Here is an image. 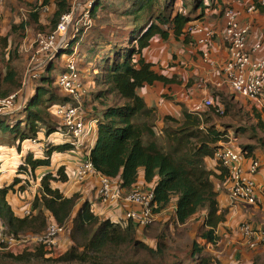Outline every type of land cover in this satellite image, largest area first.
I'll list each match as a JSON object with an SVG mask.
<instances>
[{
  "label": "trees",
  "instance_id": "obj_1",
  "mask_svg": "<svg viewBox=\"0 0 264 264\" xmlns=\"http://www.w3.org/2000/svg\"><path fill=\"white\" fill-rule=\"evenodd\" d=\"M109 1L93 0L89 17L98 21V27L106 28L111 25V15L128 19L130 26L122 31V37L126 40L134 35L133 44L127 47L119 40H111L109 45H105L97 38L93 45L102 46L101 50L95 53L91 48L92 54L89 57L93 60L90 65L93 70L92 80L96 87L103 89H97L93 96L102 107L101 110L97 111L96 108V112L91 115L86 114L85 105L83 107L84 114L99 121L97 139L89 160L97 174L126 193L140 184L143 172V187L152 190L155 195V212L161 214L172 203L176 209H173V216H169L167 222L158 220L144 229L126 220V205L123 203L117 205L123 213V220L115 221L111 216H101L89 201L78 205L81 198L79 194L66 196L62 189L55 186L70 181V173L63 165L55 173L48 171L41 175L40 188L33 199L31 211L28 215H18L8 199L9 194L27 193L30 181L37 180L36 172L52 167L55 154L73 153L76 149L72 136L62 142L49 141L44 144L42 156L30 152L19 163L18 174L23 176L16 177L11 184L1 182L0 159V236H41L52 224H67L68 247L53 259L47 258V251L50 254L57 249L46 243H36L41 247L34 250L27 247L13 250L0 243V264H3V260L22 264L40 257L57 264H222L206 250V246L217 242L215 230L225 221L227 214L226 210L220 209L213 179L227 184L229 169L217 161L216 155L222 149V144L231 141L234 142V149L245 159L251 158L254 161L256 159L252 149L258 146L263 150L264 140L255 137L253 139L256 142L249 137L248 140L253 143L238 146L237 140L248 135L249 130L256 131L257 127L248 129L239 126L235 134H230L228 125H220L215 120L216 115L225 116L229 110L215 100V106L201 114L190 112L184 104L178 103L180 118L165 116L160 128L157 126V110L148 106L139 91L158 83L164 86L179 84L177 76L168 78L159 74L154 64L144 58L145 51L156 40L169 42L172 39H184L185 43L190 42L187 26L198 19L203 20L205 10L212 8L215 1L218 2L216 8H225V1L228 0H117L113 5ZM71 2L42 0L40 7L52 8L50 33L56 30L62 16L72 11ZM32 7L39 6L35 4ZM39 20L40 13L30 14L31 22L38 24ZM20 24H11V30L6 35H2L0 26V101L19 93L23 87V63L18 70L14 64L20 59V48L15 43L13 54L7 52L13 44L14 34L22 30L24 37L25 25ZM98 27L90 28L97 30ZM39 28L42 33H48L42 26ZM76 28L72 35L78 34L73 38L72 46L86 29L79 26ZM72 46L67 54L72 52ZM53 61L48 62L45 72L54 68ZM33 83L35 87L29 98L20 100L18 95L16 104L21 106L13 114L0 117V132L13 137L12 146L17 151L24 141L36 140L40 133L45 132V135L50 136L55 132H65L63 126L59 122L57 124L52 112L55 105L65 104L71 98L58 95L59 87L49 74L42 72ZM113 95L118 96L122 103L110 105L109 97ZM220 106L224 108V115L217 113ZM260 127L264 131V124H260ZM208 160L216 162L220 175L208 169ZM16 186H19L17 190ZM98 187L95 198L101 202L97 196ZM204 210L207 211V217L202 233L199 238L189 240L182 229ZM148 239L153 241V245L147 243Z\"/></svg>",
  "mask_w": 264,
  "mask_h": 264
},
{
  "label": "crops",
  "instance_id": "obj_2",
  "mask_svg": "<svg viewBox=\"0 0 264 264\" xmlns=\"http://www.w3.org/2000/svg\"><path fill=\"white\" fill-rule=\"evenodd\" d=\"M8 1L9 2L6 4V0H5L4 7H2L0 3V14L3 9L9 7L5 16L6 17H9L11 15L18 16L19 13L22 11V7H25L27 8L26 19H27V14L30 13V9L35 8L32 7L34 3H37L39 7L42 4V0H8ZM247 1L248 4L252 2V0H228L225 1V3L227 7H231L241 13L243 22H245L246 20L250 22L252 31H251V36L249 38L250 39L249 43L251 44L253 42L261 41L264 44V7L258 10L257 12H255L253 15L247 17L246 16ZM47 7L51 8V6H46L44 8L40 7V9L41 8L45 9ZM208 15L209 16L211 15V17L214 18L215 21H213V25H217V23L220 24L221 18H219L218 8L212 7L211 10L206 9L205 15L204 17H202L204 22H200L201 19L200 20L198 19L190 23L186 28L187 32L190 29L195 30L192 33H188L191 37L190 42L185 43L184 39L180 41H176L175 39H172L169 42L155 41L153 45L149 49H147L144 53V58H146V61L153 63L155 66V70L159 74L165 75L168 78H173L174 76H177V81L179 82V84H173L167 86L158 83L154 86H146L145 88L139 91V94L142 95L148 106L155 108L157 110L158 127L163 125L162 119L165 116H172L178 119L180 118L181 109L178 106V103L184 104L190 110V112H192L195 105L203 102V100L205 99H209V98L212 99L209 91V87L210 86L220 87V83L216 81L217 75H222V79L224 83L227 84V86L230 89V86L226 81V76L223 73V69H222L229 57L228 48L223 40L224 19L222 17V26L217 25L216 28L218 30H215L213 25L205 24V21L208 20L207 18ZM196 16L198 18L200 16V12ZM43 17L44 16L42 13L38 23H44ZM3 23L4 21L2 22V26L0 25L2 29V33L4 30L10 32L11 25L9 26L10 29L7 30L3 27ZM24 23H25L24 25H25L26 33L29 28L35 31V29L31 27V25H27L26 22ZM16 24L18 25L19 23ZM210 33L211 34L214 33V37L216 35L218 38L217 37L215 38L213 44H212L213 42L212 40L211 42L212 48L210 50L209 56L205 57L203 55V50L200 45V40L206 38L207 35ZM6 34L3 33L2 35H6ZM173 45H177V46L173 47ZM260 56L264 57V49L260 53ZM186 62L191 66L190 68L191 76L187 75L183 77L180 74L182 72L181 65L185 64ZM192 81H195L194 85H192ZM190 86L191 88L187 89ZM231 93L235 95L232 92V90ZM235 97L239 99V96H235ZM97 133H98V128H97ZM97 133L96 136H91L89 140H87L85 146L78 148H76L75 146L76 149L74 150L73 153L55 154L52 160V167L47 170L39 169L36 172L37 180L30 181L29 184L31 188L30 192L26 191L27 193H22V192L19 193L15 192L14 194L10 193L8 199H10V203L14 211L18 215H22V214L26 215L27 214L26 212H30L33 199L40 188L39 186L40 178H41L40 173L45 174L46 171L55 173L60 166L64 165L67 167V171L70 173L71 176L70 181L67 182L66 184H55L56 187L62 189L66 196L79 194L81 198L78 205L84 204L86 203V201H89L96 208L99 215L111 216L112 219L115 221L123 220L124 218L123 213L121 212V209L118 206H112V205L107 206L102 202H99V200L97 201V199L95 198L96 197L95 190L99 185L98 182L99 179L97 180V178L91 177L87 179L86 182L84 181L81 183H76L74 179L76 174V169L81 164L82 157L84 156V154L87 155L91 153L95 145V141L97 139ZM55 134L57 135L59 134L63 138H57L58 136H56ZM68 139L69 138L67 137L66 134L55 132L54 134L47 136L45 135V132H43L40 133L39 137L36 140L24 141L21 144V148L19 151H17L14 146L10 147L8 155L6 157H2L3 159L0 158L2 160L1 182L6 184H11L16 177L23 176L21 174H18L17 167L19 163L25 159L28 153L33 152L36 156L40 157L42 156V153L44 151V144H46L47 142L49 141L62 142ZM25 142L29 143L28 147L24 145ZM252 152L254 158L258 160L260 164L258 172L253 176V179L256 182L258 189V200L255 205H248L240 202L230 201L228 195H226L225 191L222 189L221 185L224 183L219 179L216 178L213 179V182L215 184V191L218 194L217 200L220 209L227 211L225 221L220 223L215 230V236L218 238V241L220 240V238H222L223 240L225 241L227 240L229 243H231L232 246H235V248L241 247V249H244L243 256H248L250 254L249 252H245L247 248L245 246L246 244L243 241L241 234L240 235L238 234L240 225L250 224L254 230H258L260 232V230L263 229L264 231V149L262 150L261 147L257 146L252 149ZM252 161L253 160H251V158L244 159L243 161L244 169H247ZM207 166L210 171H213L217 175L218 174L220 175V173H218L216 162L214 160H208ZM139 183L140 184L145 183L143 172H141V178L139 180ZM18 187L19 186H16L15 189L17 190ZM21 196L26 197L27 200ZM18 198H21V200ZM173 209H176L174 203H172L167 210L163 211L161 214L158 215V220H163L164 222H167L170 219V217L173 216L172 213ZM206 217H207V211L204 210L198 213L194 218H192V221L194 219L199 218L202 224L201 226L204 227L203 223ZM147 243L153 245V241L150 242L149 239L147 240ZM62 245L63 244L61 243V246Z\"/></svg>",
  "mask_w": 264,
  "mask_h": 264
},
{
  "label": "built area",
  "instance_id": "obj_3",
  "mask_svg": "<svg viewBox=\"0 0 264 264\" xmlns=\"http://www.w3.org/2000/svg\"><path fill=\"white\" fill-rule=\"evenodd\" d=\"M92 1L91 3H93ZM90 7L85 12L88 17ZM263 7L264 0H252L247 6L246 16L253 15ZM72 14H74V7L70 13L62 16L56 30L50 34L51 36L42 40V45L49 46L58 41L62 34H66L67 43L69 39H72L68 45L63 46L59 51L49 50L46 57L41 55L43 57L41 63L47 61L43 65V69L46 68L49 61L71 48L73 38L78 34L77 32L72 35L74 28L77 26L75 25L71 28L74 24ZM223 19V40L229 53L228 60L222 68L226 76V81L235 96L247 98L255 105L264 108V57L260 56V53L264 49V44L261 41L249 43L252 31L251 24L247 20L243 22L242 16L235 9L231 7L226 8L223 13ZM90 27L86 26V28ZM76 30L78 29L76 28ZM193 31L195 30L190 29L188 33H192ZM213 37L214 33H210L206 38L200 40L205 57L209 56L210 42ZM39 53L42 54L43 49ZM73 53L74 51L72 50L70 54H67V56H71L68 57V60L66 57V67L57 78V84L59 89L68 98H72L75 103L71 99V101L65 104H57L54 106L53 114L60 120L61 125L65 129L64 134L72 136L75 140L74 144L78 148L85 146L91 136H96L99 121L96 118H91L84 114L82 103V93L84 91L82 86V72L77 58H75V55H72ZM41 74L42 72L39 73V70L32 69L29 73L28 83L38 79ZM23 88L25 87L23 86ZM21 91L0 101V116L10 112L17 105L16 97L20 95ZM3 101L8 105L5 103L2 104ZM214 104L213 98L205 99L203 102L195 105L192 112L196 114L204 113L206 109L215 106ZM7 109L9 110L4 112ZM217 113L224 115V108L220 106L217 109ZM157 130L161 133L159 129ZM221 147L222 149L217 153L216 159L229 169V181L227 183L226 193L230 201L255 205L258 200V189L253 176L259 170V162L254 160L247 169H244L243 161L245 158L240 152L234 149L231 141L222 144ZM89 155L84 154L81 159V164L76 169L74 178L76 183L84 182L91 177H97L99 179L97 196L101 202L107 206L119 205L121 203L125 204L126 210L124 211V216L126 220L132 221L140 229L147 228L158 220L159 214L155 212V195L152 190H147L142 184H138L129 192H124L121 188L112 184L110 180L94 171L89 160ZM26 213L27 215L29 214V212ZM67 229V224L63 226L52 224L48 227L47 232L41 236L20 235L17 238L0 236V243L6 244L9 249H13L16 246H21V243L27 242L28 239H31L36 243H46L48 246L55 248L58 244V237L65 235ZM240 230L244 242L245 240L263 241L264 239L262 232H254L249 225H243ZM249 247L255 248V244H249Z\"/></svg>",
  "mask_w": 264,
  "mask_h": 264
},
{
  "label": "rangeland",
  "instance_id": "obj_4",
  "mask_svg": "<svg viewBox=\"0 0 264 264\" xmlns=\"http://www.w3.org/2000/svg\"><path fill=\"white\" fill-rule=\"evenodd\" d=\"M91 1L92 0H72V2L70 4L73 5V7H74V14H72V17H74V24L71 26V28L74 27L75 25L79 26L80 28H85L86 26H97L98 27V25H99L98 21L92 20L90 17H88L85 14L87 8L93 4V3H91ZM8 2L9 1L6 0V4ZM4 3H5V0H3L1 3L2 7L5 6ZM109 3L111 5H113L114 3H117V0H110ZM35 4H37V3H34L33 5H35ZM216 4H218L217 1H215V3L211 7H213V8L216 7L217 6ZM241 5H243V4H241ZM248 5L249 4L247 1L246 7ZM109 8H110V6H109ZM226 8H228V7L226 6L225 8L224 7L218 8L219 18H221L220 19L221 22H220V24L217 23V25L222 26V17H223L224 10ZM8 9H9V7H6L5 9L2 10V12L0 14V17H1L0 25L2 26V22L4 21L3 27L5 29L9 30L10 29L9 26L13 23L25 24L23 22H26L27 25H31V27L35 29V31H33L31 28H29L27 33L25 30L24 37H23L22 30L18 31L17 34H14L12 37V41H13L12 43L13 44L7 51L9 54H11V53L13 54L15 43L20 48V59L18 61H15L14 64L18 70L19 66H21L22 63H24V67H23L24 74H23V78H22V83H23V86L25 88L22 89V91L19 95L20 100H23V98L24 99H26L27 97L29 98V95L31 94V92L33 91V88L35 87L33 82L28 83L29 73L32 71V69L39 70V73L43 72V73L49 74V76H52L56 80L55 85L56 86L58 85L57 84V78L60 76L63 69L66 67V57L68 60V57L71 55L67 56V53L63 52L60 56H57L53 61L54 62V68L50 71H47V72L44 71L45 68L43 69V65L46 64L47 61H45V62L43 61L44 63H41L42 62L41 60L43 59V57H41V55H44L46 57L49 53L48 52L49 50L59 51L63 46L68 45V43L72 39H69V41L67 43L66 34H62L60 39L58 41L54 42L52 45H49V46L42 45V40H45L46 38L51 36L50 35L51 34L50 33L51 28H50V23H49V21L51 19V14H50L51 8L47 7L45 9H42V8L40 9V7H35L34 9H30V13L27 14V19H26L27 8L22 7V11L19 13L18 16L11 15L9 17H6L5 15H6ZM211 9L212 8H209V10H211ZM187 10L189 11V9H187ZM36 12L40 13V16L43 13L44 23L34 24L33 22L30 21V14H33ZM99 12H101V11H99ZM208 12H210V11H208ZM237 12L241 15V13L239 11H237ZM21 14H23V15H21ZM100 14L101 13H99L98 15H100ZM207 18H208V20L205 21V24L206 25H208V24L213 25V21H215L214 18L211 17V15L210 16L208 15ZM200 22H204V21L201 20ZM22 24H20L19 26H21ZM217 25H213L215 30H218L216 28ZM40 26L45 28V32H48V33H42L41 29L39 28ZM129 26H130V24L128 22V19L116 16V15H111V25L109 27L106 28L104 26H101V27H98L97 30H92L91 28L84 29L83 34L79 38V41L75 42L72 46V49L74 51V53L72 55H75V58H77V62L79 64V67H80L81 72H82V86L84 89V91L82 93V103H83V107L85 105L86 114L93 115V113L96 112V108H97V111L101 110L100 108H102L101 106L98 105V102L94 99L93 96H94V94H96L95 91L97 89L101 90V88L103 89V87H98V86L96 87L93 80H92V73L91 72L93 70L90 67V65L93 64L92 63L93 60H92V58L89 57V54L90 55L92 54L91 48L96 53L97 51L101 50L102 46H100V45L95 46V45H93V43L96 41L97 38H98L99 42L103 41L105 43V45H107V44L109 45L111 43V40H113V41L119 40L122 42V44L125 43V45L127 47H130L133 44V36L134 35L131 37V39H126V40H124L122 37V35H123L122 31L129 29ZM8 32L5 30L3 31L4 34H6V33L9 34ZM216 37L217 36L215 35V37H213L211 39V42L213 40L212 44L214 43ZM156 41L159 42L160 40H156ZM211 42H210V44H211ZM81 44H82V46H80ZM212 44L209 47V51L212 48ZM176 46L177 45H173V47H176ZM41 49H43L42 54L39 53V51ZM2 52L4 53L5 51H2ZM170 53H171V50H170ZM2 55H3L2 58L4 61V54H2ZM188 65L189 64H187V62L185 64L181 65L182 72L180 74L183 77L187 76V75L191 76V73H190L191 66L190 65L188 66ZM88 77H90V81L88 80ZM216 81L218 83H220V87H216V86H214V87L210 86L209 87L211 97L216 102L223 105L224 107L226 106L227 109L229 110V113H227L225 116L216 115L215 120H218L220 125H222V124L228 125L227 128H230L229 129L230 134H235V131H236L235 129L239 126H245L248 129L251 128L252 126L257 127L256 131L249 130L248 135L243 136V138L240 140H237L238 146H241V145L247 144V143H253V141L248 140L249 137H251L252 139L255 137H258V138H261L264 140V131H263L262 127H260V124H264V108L256 106L251 101H249L247 98L239 97V99H237L235 97V95H233L231 93V90H230L231 88L229 89L227 84L224 83V81L222 79V75H217ZM194 84H195V81H192V85H194ZM175 86H177V85H175ZM190 88H191V86L188 87L187 89H190ZM194 91H196V90H194ZM57 93L61 97L66 96L65 93H63L60 89L57 90ZM72 101H73V99H72ZM3 103H5V101H3L2 104ZM121 103H122V101L118 96L113 95V96L109 97V104L110 105H119ZM224 103L226 105H224ZM5 104H7V103H5ZM20 106L21 105L17 104L10 112H8L4 115L13 114L15 112L14 110L16 108H19ZM8 110L9 109L5 110L4 112H6ZM206 110H205V112H206ZM52 114H53V112H52ZM1 116H3V115H1ZM258 116H261V117L259 118ZM53 117L55 118L57 124L59 122V124L61 125L60 120L57 117H55L54 114H53ZM261 120H263V123ZM8 122H9V120H8ZM55 135L58 136L57 138H63L59 134L58 135L55 134ZM67 137L69 138L70 136L67 135ZM254 141H256V140H254ZM0 143L2 144V146L0 147V158L6 157L8 155L9 148L13 145V137L10 136L9 134H2L0 132ZM222 143H224V142H222ZM232 144L234 145V142ZM24 145L26 147H28L29 143L25 142ZM40 175H43V174L40 173ZM225 184L226 183L222 184L221 186H222V189L226 193L227 184L226 185ZM30 191H31V188L29 186L28 192H30ZM226 195H227V193H226ZM21 197H24V196H21ZM18 199L21 200V198H18ZM24 199L27 200L26 197H24ZM113 206H117V205H113ZM191 221L189 222V224L187 226H185L182 229L184 232H186V235L189 238V240L199 238L200 234L202 233V229H203V227L201 226L202 224H201L199 218L194 219L192 222ZM1 225H2V223L0 221V230L2 228ZM243 225H249L250 228H252V226L250 224H243ZM243 225H240L239 233H238L239 235L241 234L240 229ZM252 230L254 232H259L258 230H254L253 228H252ZM260 232H262V234L264 235L263 229L260 230ZM57 242H58L57 246L55 248L53 247L54 249H57V250L52 249L54 251H52L53 253H50V254H48V251H47V255H46L47 258H53L54 259V257L59 256L61 253H63L67 249L69 241L67 240L66 234L58 237ZM61 243L63 244L62 246H61ZM245 243H246L245 246L247 247L245 252H249V254H250L248 256H243L244 249H241V247L235 248V246H232L231 243H229L227 240L226 241L223 240L222 238H220L219 241L217 240V242L215 244H211L210 246L209 245L206 246V250L211 255H214L216 258H218L222 262V264H254L255 261H257V262L259 261L258 262V264H259L261 262H264V239H263V241H261V240L260 241L245 240ZM252 243L255 244V248L249 247V244H252ZM35 245H36V242L32 241L31 239H28L27 242L21 243V246L14 247L13 250H19V249H22L24 247L32 248L31 250H34V249H36V247H41V246H37V245L35 246ZM48 250H49V248H48ZM3 264H16V263H14L12 261H8V260H3ZM22 264H57V263H54L52 261H47L44 257H40V259H34L31 262H24Z\"/></svg>",
  "mask_w": 264,
  "mask_h": 264
}]
</instances>
